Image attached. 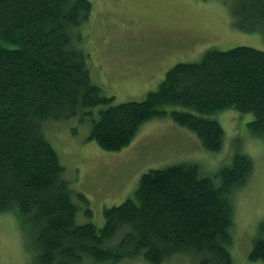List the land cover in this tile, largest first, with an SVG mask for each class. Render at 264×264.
Listing matches in <instances>:
<instances>
[{
  "label": "trees",
  "instance_id": "1",
  "mask_svg": "<svg viewBox=\"0 0 264 264\" xmlns=\"http://www.w3.org/2000/svg\"><path fill=\"white\" fill-rule=\"evenodd\" d=\"M92 8V0H0V213L19 214L21 225L34 230L35 264L128 258L160 264L175 255L197 264H233L232 195L251 174L248 155H236L217 182L199 175L195 164L150 169L132 197L104 209L101 228L77 221L76 199L89 200L73 188L44 126L83 110L92 116L93 108L113 99L93 81L81 47ZM230 14L238 29L264 36V0H235ZM178 105L171 118L206 150L222 147L223 127L210 115L226 108L251 113L247 127L264 140V50L210 49L199 61L176 63L144 99L99 109L89 138L119 151L143 123ZM249 258L264 262V236L254 240Z\"/></svg>",
  "mask_w": 264,
  "mask_h": 264
},
{
  "label": "rangeland",
  "instance_id": "2",
  "mask_svg": "<svg viewBox=\"0 0 264 264\" xmlns=\"http://www.w3.org/2000/svg\"><path fill=\"white\" fill-rule=\"evenodd\" d=\"M234 1L92 0L91 15L81 27V47L88 53L93 81L113 97L109 104L140 101L178 62L199 61L210 49L238 45L264 50L261 32L237 28L230 14ZM109 104L93 108L92 116L83 110L63 122L44 126L73 188L89 200L87 205L76 199L77 221L93 222L101 228L104 209L132 197L141 175L150 169L195 164L199 175L217 182L221 169L231 166L236 155H248L253 169L247 182L232 195L229 251L233 264H264L249 258L254 240L264 236L260 230L264 221V140L255 138L247 127L253 115L234 108L212 113L210 117L220 122L224 137L220 150L209 151L192 130L171 118L170 110L182 107L167 106L168 113L143 123L127 146L110 151L89 138L98 110ZM86 207L91 209L90 215ZM19 220L17 214L0 213V264H35L36 235ZM116 264L150 263L128 258ZM160 264L197 263L189 256L175 255Z\"/></svg>",
  "mask_w": 264,
  "mask_h": 264
},
{
  "label": "bare ground",
  "instance_id": "3",
  "mask_svg": "<svg viewBox=\"0 0 264 264\" xmlns=\"http://www.w3.org/2000/svg\"><path fill=\"white\" fill-rule=\"evenodd\" d=\"M56 125V124H55ZM59 135H61V134H59ZM58 138H59V136H58ZM117 206V205H116ZM117 208V207H116ZM76 210V209H75ZM15 213V212H14ZM19 215V214H18ZM20 216V215H19ZM93 223V222H92ZM23 224V223H22ZM96 227V226H95ZM76 264V263H75Z\"/></svg>",
  "mask_w": 264,
  "mask_h": 264
},
{
  "label": "flooded vegetation",
  "instance_id": "4",
  "mask_svg": "<svg viewBox=\"0 0 264 264\" xmlns=\"http://www.w3.org/2000/svg\"><path fill=\"white\" fill-rule=\"evenodd\" d=\"M204 47H205V45H204ZM208 46H206V48H207Z\"/></svg>",
  "mask_w": 264,
  "mask_h": 264
}]
</instances>
